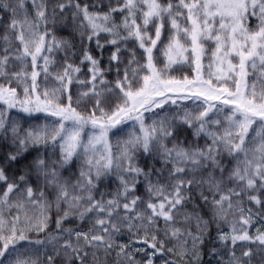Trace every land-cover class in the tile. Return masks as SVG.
Masks as SVG:
<instances>
[{"label":"snow or ice","instance_id":"1","mask_svg":"<svg viewBox=\"0 0 264 264\" xmlns=\"http://www.w3.org/2000/svg\"><path fill=\"white\" fill-rule=\"evenodd\" d=\"M0 264H264V0H0Z\"/></svg>","mask_w":264,"mask_h":264}]
</instances>
